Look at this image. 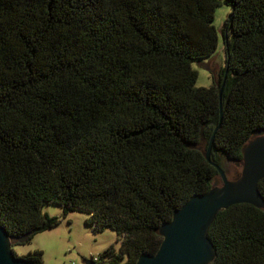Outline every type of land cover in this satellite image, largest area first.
Segmentation results:
<instances>
[{"label":"trees","instance_id":"16d2710c","mask_svg":"<svg viewBox=\"0 0 264 264\" xmlns=\"http://www.w3.org/2000/svg\"><path fill=\"white\" fill-rule=\"evenodd\" d=\"M224 2L223 66L206 88L190 62L215 50L216 0H0V226L11 249L76 210L120 241L91 261L130 264L213 186L214 165L240 167L241 147L264 134V0ZM257 187L264 200V177ZM206 235L210 264H264V207L232 204ZM13 254L42 264L40 250Z\"/></svg>","mask_w":264,"mask_h":264},{"label":"water","instance_id":"95a60500","mask_svg":"<svg viewBox=\"0 0 264 264\" xmlns=\"http://www.w3.org/2000/svg\"><path fill=\"white\" fill-rule=\"evenodd\" d=\"M222 85L223 82L218 95ZM212 139L213 134L204 153L206 161ZM241 154L240 171L233 178L228 179L223 170L213 164L219 176L214 179L213 186L205 193L192 195L175 209L172 217L159 226L157 233L161 241L156 251L141 254L130 264H210L215 256V248L206 233L216 213L232 204L247 203L258 209L264 207V200L257 190L259 180L264 177V134L257 132L247 140L241 147ZM11 243H14L13 238L0 226V264H30L13 254ZM83 263L96 264L91 259Z\"/></svg>","mask_w":264,"mask_h":264},{"label":"rangeland","instance_id":"374dc122","mask_svg":"<svg viewBox=\"0 0 264 264\" xmlns=\"http://www.w3.org/2000/svg\"><path fill=\"white\" fill-rule=\"evenodd\" d=\"M217 5L212 14L211 25L217 34V45L209 59L200 62H190L191 69L197 73L194 85L208 87L215 81L223 66V39L220 34L223 20L230 11V6L224 0H216ZM208 70L210 71H207ZM225 176L230 179L238 174L240 167L231 162L224 163ZM41 210L49 216H59L61 210L53 204H43ZM85 213L72 211L60 218L52 229L44 230L32 236L30 242L12 246L13 252L21 256L34 250L42 252V264H84L83 261L96 258L106 247L117 250L120 241L116 234L105 228L92 233L90 227L84 224Z\"/></svg>","mask_w":264,"mask_h":264}]
</instances>
